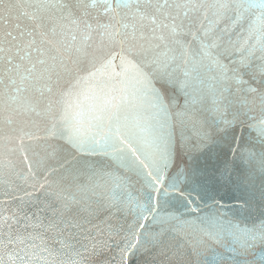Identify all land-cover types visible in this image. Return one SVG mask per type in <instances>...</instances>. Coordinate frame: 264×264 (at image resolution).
<instances>
[{
	"label": "water",
	"instance_id": "95a60500",
	"mask_svg": "<svg viewBox=\"0 0 264 264\" xmlns=\"http://www.w3.org/2000/svg\"><path fill=\"white\" fill-rule=\"evenodd\" d=\"M39 2L3 0L0 3V34L11 31L18 40H26L28 31H43L47 40L52 41V44H40L37 35V46L45 50V55L33 49L17 54L15 47L10 53H0V241L6 243L10 237L15 240L17 236L39 234L43 244L40 239L25 240L26 244L39 246L30 249L36 254L34 264H264V240L260 238V233L264 232V137L250 127L264 118V111L257 99L252 111L242 115L227 131L223 130L222 121L232 120L237 106L229 107L222 114L215 110L222 85L213 79L218 75L215 70L196 63L199 45L190 35L201 22L208 24L205 11H208V19H214L211 11L171 9L167 19L156 13L157 24H170L173 17L178 24L183 23V30L174 37L148 19L139 21L137 17L134 20L131 15L124 19V23H137V38L133 42L136 53L129 58L148 74L151 85L134 81L127 85L128 102L121 107L119 122L122 135L137 151L133 155L127 145L115 144L125 158V162H121L112 147L103 142L82 150L64 138L66 133L48 135L53 122V115L47 112L49 100H59L62 91L90 70L94 58L114 54V70L121 71V45L110 44L101 35L103 29L98 27L116 23L113 14L90 7L87 14L85 10L74 9L69 17L67 9H37ZM70 2L75 3V0H51L52 4ZM173 2L183 0H169ZM203 2L209 4L215 0ZM144 3L145 0H141V4ZM144 10L148 15L155 12L152 8ZM256 11L237 20L235 10H229L217 34L222 35L219 30L227 26L225 41L239 46L247 40L246 47L255 44L260 33L254 32L250 37L248 30L250 26L259 27ZM26 13H34L37 19H30ZM37 24L42 27L37 29ZM87 24L92 25L90 30ZM141 31L143 38H140ZM21 32L25 33L23 38ZM161 34L165 36L164 41L155 38ZM174 41L189 46L191 55L183 56L184 48ZM53 45L60 49L66 67L53 70L52 92L45 87L47 81L30 84L19 95L33 104L35 110L17 109L10 98L17 95L15 89L19 80L14 71L7 70L20 64L23 72L33 63L40 70L46 65L37 61L48 60ZM123 47L126 52L127 43ZM25 52L31 53L30 59L21 60ZM163 53L175 59L168 61L162 78L160 68L152 61L158 56L166 59ZM7 55L12 56L11 64L7 62ZM238 55L232 59H237ZM204 64L207 65V61ZM258 64L260 61L255 60L253 68L245 70L243 79L248 83L239 87L250 85L264 90V76L256 72ZM253 73H256L255 79ZM9 77L15 79L16 84L11 83ZM119 79L107 81L98 75L76 86L73 99L79 107L74 105L73 110L83 111L85 127L92 115L90 106L101 104L108 95L104 85L111 87ZM237 87L232 83L230 91L225 93L229 100L241 95L251 100L256 95L237 93ZM59 112L60 105L55 104L52 113L57 119ZM161 153L165 159H161ZM137 157L149 164V168L139 167ZM153 160L163 176L158 185H152L147 176L148 171H153ZM65 203L69 206L67 210ZM146 204L156 211H143L141 205ZM53 209L63 212L66 221L81 227L64 228L62 232L25 227L41 221L46 226L56 218ZM142 212L147 220L140 218ZM139 224L145 225L144 229H139L141 244L125 257L121 249L134 242L130 233L136 231ZM130 225L134 226L131 230ZM162 230L163 235L158 237L160 243H154L153 236ZM249 233L257 235V239H250ZM22 247L24 245L17 242L7 249L0 245V256L6 264H11L8 255H15ZM43 248L48 250L42 251Z\"/></svg>",
	"mask_w": 264,
	"mask_h": 264
},
{
	"label": "snow or ice",
	"instance_id": "6c2138e0",
	"mask_svg": "<svg viewBox=\"0 0 264 264\" xmlns=\"http://www.w3.org/2000/svg\"><path fill=\"white\" fill-rule=\"evenodd\" d=\"M3 0H0L2 3ZM135 5V11L133 12V6ZM11 6H9L10 8ZM48 7H58L61 10L67 9V16H72L73 10H85V14H87L86 10L88 8H100L104 14L112 13V19L116 21V23H109L99 25L98 27L103 29L101 33L102 36L106 37L110 44H120L121 45V71L115 72L113 66L114 54L109 55L107 57H100L99 59L94 58L91 63V68L86 72L84 76L77 77L74 84L70 85L69 88L60 93V98L57 101L49 100V105L47 112L53 115V122L51 127L48 129L49 136H56L58 133L63 135L66 133L64 138L74 147H77L82 150H87L89 148H93L98 146L101 142L105 146L112 147V150L117 154V157L121 160V162H125V158L122 154V150L120 148L114 147L115 144L119 143L121 145H127V147L131 150L133 155H135L137 149L133 148L131 144H129L128 140L122 135L121 125H120V117L119 113L121 107L128 102L127 96V85L128 83L134 81L137 84H143L145 86L151 85V80L148 77V74L143 71V69L135 63L129 57L136 53V47L133 43L137 36V23H124V19L127 16L131 15V17L135 20L137 17L139 21H143L148 19L152 24L156 25L157 28L167 29L169 35L175 36L179 31H182L184 28L183 23H177L176 19L173 17L171 19V23H160L157 24L156 13L163 15L166 19L171 16V9H192L198 10L200 8H205L210 10L214 19H208V11H205V19L208 20V24L205 26L203 22L200 23L197 31H192L190 35L193 40H195L199 45V51L195 53V56H198L199 59L196 60L197 64L201 66H206L209 69L215 70L218 75L213 77L214 80H217L221 83L222 87L219 92V96L216 101V111L218 113H223L229 107L236 105V110L233 113L232 120H223L224 131H227L228 128L233 127L236 123L239 122V119L242 115H246L247 112L252 111V106L255 104V101L258 99L261 110L264 111V90L255 88L252 86H248L247 88L239 87L241 85H245L248 82L243 79L245 74V70H251L253 68V62L255 60H259L260 64L256 65V72H258L261 76H264V0H215L213 3L205 4L203 0H183L180 2L169 3V0H163V3L160 0H145L144 4H141V0H88L86 3L85 0H75V3H58L52 4L51 0H40L37 4V9H45ZM145 8H152L155 10L154 14L148 15L144 10ZM125 10H128L125 12ZM229 10H235L237 20L243 18L246 13H252L253 10L256 11V16L259 21V27L250 26L249 34L254 32H259L260 35L256 39V43L251 46H247L248 41L245 40L243 44L237 46L235 42L225 41L224 35L228 33V27L220 29L221 34H217V28L221 21L225 18L227 12ZM123 13V15H121ZM29 15L30 19L36 20L37 16L32 13H26ZM185 17H187V11L184 12ZM119 17V19H118ZM4 23L7 24L8 20L5 19ZM73 23H76L74 20ZM235 23V21H233ZM18 27V25H17ZM42 27L41 24H37L36 28L40 29ZM142 28L143 25L141 24ZM87 29H91L92 25L87 24ZM131 29V32H128V29ZM122 29L124 31H122ZM156 29H153L155 32ZM53 34H55V28L52 30ZM37 35L40 37V44L48 43L52 44L51 40H47V34L43 31L38 33H34V31L27 32L26 40H18L17 36H14L11 31H6L0 34V53H10L12 48L15 47V51L19 54L21 51L25 49H33L35 51L40 52L42 55L47 54L43 48L37 46ZM143 32H140V38H143ZM25 36L24 32L20 33V37L23 38ZM122 37L121 39H118ZM88 37L86 36L85 39ZM160 41L165 40V36L161 34L158 37H155ZM12 42H16L13 44ZM127 43V51H124V45ZM174 43L181 44L184 48L183 56L187 57L191 55L189 51V46L183 45L181 41H174ZM7 44L9 47L5 48L4 45ZM155 47H159V45H155ZM77 51H82L81 49H77ZM51 53L48 55V60L40 59L37 61L40 65H46L45 67L37 70L36 63L32 64V67L29 69H25L23 72L21 71V65L15 64L12 68H9L7 71L15 72L16 76L19 80V86L16 87L15 91L17 93L16 96L10 98L11 102L16 105L17 109L22 108L24 111H34L35 106L26 100H24L19 94L25 91L26 87L30 84H35L40 81H47L49 83L45 84V87L48 92H52V77L54 74V69L56 67L65 68L64 57L60 52V49L53 45V48L49 50ZM259 52L260 55L257 56L256 53ZM239 54L237 59L233 60L232 57ZM86 54V53H85ZM166 59H161L159 56L153 59L152 63L156 64L158 68H160L162 72L163 78V70L168 67V61L174 60L175 57H167L166 53L162 54ZM31 53L25 52L24 56H21V60L30 59ZM7 62L9 64L12 63V56H6ZM48 61H51L49 63ZM207 61V65L204 62ZM224 61H228L225 63ZM185 63H188V60H184ZM97 64L99 66H97ZM234 65L233 67H229V65ZM67 70V69H66ZM104 77L107 81H113L116 77H120L118 81L113 83L111 87L107 84L104 85V88H107L108 95L105 96L103 102L99 105L93 104L90 106V112L92 115L90 116L87 126H84L82 117L83 111H74V105L79 107L78 103L74 101L73 97L75 95L74 89L77 85L81 83V81L87 82L89 80L95 79L97 76ZM185 75H189L188 72H185ZM256 73H253V79H255ZM10 82L16 84V80L9 77ZM232 83H235L238 87L236 89L237 93H254L256 94L251 100L247 95H241L235 100H229L225 93H228L231 89ZM119 85V87H117ZM104 88L101 89L103 92ZM155 91V89H153ZM157 99L159 96L157 95ZM8 103V101H6ZM55 104L60 105L59 118L57 119L55 114L52 113V109ZM15 110V109H14ZM115 121V123H113ZM59 125V127H58ZM250 127L258 130L259 134L264 137V118L257 121L255 124L250 125ZM99 137V139H97ZM31 138V137H29ZM148 157L146 156V159ZM164 153H161V159H165ZM27 159V156H25ZM138 161V166L142 168H149V164L145 163L144 160H140L139 157L136 158ZM30 167V166H29ZM153 171H148L147 176L151 180L152 185H158L161 183L163 176L161 174V169L158 166L155 160L152 161ZM155 172V174H154ZM173 188H176V185H172ZM178 190V189H177ZM158 191V189H157ZM180 195L183 196L184 193L180 192ZM149 201H151V196H149ZM68 204L65 203L64 209H68ZM143 211L155 212V207H149L146 205H141ZM53 215L56 217L48 222L45 226L43 222H38L36 224H28L25 227H35L41 228L43 227L45 231L55 230L57 232H62L64 228L68 227H81L77 223H71L66 221L63 216V212L58 209H53ZM141 219L147 220V216L141 213ZM28 220V217H25ZM39 219V218H37ZM63 225V228H61ZM133 225H130V230L133 228ZM8 228L11 229V225H8ZM144 224H139L136 231H131L130 236L131 240L134 242L127 243L126 247L121 249L122 255L125 257L128 256L129 253H134L138 250V247L141 244V237L139 233V229H144ZM148 234L145 233V236ZM163 235V230L161 233L153 236L154 243H160L158 237ZM249 237L252 240L257 239V235L249 233ZM260 238L264 240V232L260 233ZM40 239L43 244V238L37 234L33 236L31 233L28 234L27 237L17 236L15 240L13 238H9L7 242L0 241V245L3 246L4 249L8 248V245L17 242L19 244L24 245V247L20 248L19 251L15 254L8 255V261L11 264H34L36 261V254L31 252L30 249L38 248L39 246L36 244H26L25 240H36ZM248 247H251L250 244H247V241L244 242ZM95 247V245H93ZM42 251H47L48 249L43 248ZM0 264H6L3 256H0Z\"/></svg>",
	"mask_w": 264,
	"mask_h": 264
}]
</instances>
